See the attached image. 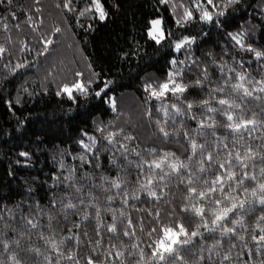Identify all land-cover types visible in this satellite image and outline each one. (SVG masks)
Masks as SVG:
<instances>
[{
	"label": "snow or ice",
	"instance_id": "snow-or-ice-1",
	"mask_svg": "<svg viewBox=\"0 0 264 264\" xmlns=\"http://www.w3.org/2000/svg\"><path fill=\"white\" fill-rule=\"evenodd\" d=\"M55 7L66 10L65 22L72 13L75 27L86 18L94 30L122 3L57 0ZM249 8L248 0H171V27L159 15L145 21L147 38L171 51L162 75L137 76L141 116L152 129L142 141L118 103L122 68L97 70L88 57L83 67L75 59L48 62L64 29H44L40 0H7L0 104L23 128L28 117L17 112L31 100L63 99L69 107L57 119L66 120L78 150L59 148L45 178L30 175L43 142L37 136L35 149L19 151L8 166L0 264H264V43H257L264 0ZM140 54L136 42L116 59L130 65ZM41 59L48 67L32 87L26 78L16 82ZM41 131L46 138L55 129Z\"/></svg>",
	"mask_w": 264,
	"mask_h": 264
},
{
	"label": "trees",
	"instance_id": "trees-1",
	"mask_svg": "<svg viewBox=\"0 0 264 264\" xmlns=\"http://www.w3.org/2000/svg\"><path fill=\"white\" fill-rule=\"evenodd\" d=\"M21 2L25 6H29L32 0H21ZM40 2L43 5L45 17L44 29L50 30L54 23H59L64 29L55 38L56 46L52 49V55L48 57V62L54 59L70 62L75 59L77 65L83 67V58L88 57L96 62L97 70L101 64L106 68L112 64H115V68H122V71L116 76L117 83L123 85L117 89L118 103L125 112L129 113L132 123L136 124V128L133 130L134 134L138 135L140 140L147 141L151 136L152 129L148 127L146 119L141 116L142 105L139 103L138 97H142V93L136 91L139 87L137 76H143L145 73L162 75L166 68L167 59L164 53L171 50L166 46L161 48L154 45L146 36L144 24L146 20L159 15L165 19L167 26L171 27V0H169L167 7L159 4L158 0H121L122 7L119 11L113 10L112 19L106 24L101 23L94 26V30L87 28L89 21L86 18L81 19L83 28L75 27L72 13H67L69 19L65 22L66 10L55 7L57 0H40ZM248 2L252 5L248 11L253 12L257 0H248ZM13 3L16 4V0H13ZM79 3L81 7L84 6V0H79ZM6 9L7 0H0V14H3ZM20 20H23V16L20 17ZM67 24H72L73 27L68 28ZM198 29L199 26L193 30V34ZM23 31L29 32V29L24 27ZM0 35H2V30H0ZM13 35H16L15 31ZM226 41V37L221 40V42ZM136 42L141 45V54L132 59L130 65L129 61L116 59L120 49L134 48ZM257 43H264V37L258 35ZM158 48L159 52H157ZM16 55L19 56L20 54L17 52ZM177 55L179 59H184L183 55ZM196 55H200L199 51L196 52ZM28 58L31 59V56ZM77 65L72 66L77 67ZM46 67H48V63L41 59L39 69L32 70L29 76L20 77L16 82L19 83L20 79L26 78L29 86L32 87L33 80L36 76H42ZM115 68L113 69L114 74ZM38 83L39 81H37ZM121 93H123L122 96ZM68 107L67 102L54 95L36 97L24 109L17 112L21 119L28 117L27 126L22 128L17 125L16 117L11 116L0 104V182H7L5 180L7 168L10 164L14 165L19 151L29 148L35 149L36 145L33 142L37 136L41 137L43 142L39 145L40 151L33 158L35 167L28 173L30 175L45 178L44 174L54 167L51 156L59 148L68 147L73 152L78 150L69 140L70 129L66 120L57 119L62 115L61 109L66 110ZM49 125L55 129V132L50 133L45 138L41 129ZM72 127H75V123ZM61 128L64 131H61ZM66 159L71 161V156H67ZM20 175H25V172H20ZM58 227H65L64 222L61 221Z\"/></svg>",
	"mask_w": 264,
	"mask_h": 264
}]
</instances>
